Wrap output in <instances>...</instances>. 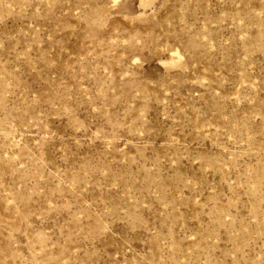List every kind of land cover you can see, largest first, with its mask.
I'll return each instance as SVG.
<instances>
[{
	"label": "rangeland",
	"instance_id": "374dc122",
	"mask_svg": "<svg viewBox=\"0 0 264 264\" xmlns=\"http://www.w3.org/2000/svg\"><path fill=\"white\" fill-rule=\"evenodd\" d=\"M0 264H264V0H0Z\"/></svg>",
	"mask_w": 264,
	"mask_h": 264
}]
</instances>
